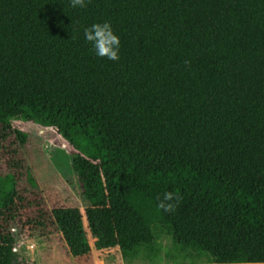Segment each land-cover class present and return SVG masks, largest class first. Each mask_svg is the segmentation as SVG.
Instances as JSON below:
<instances>
[{"label": "trees", "instance_id": "1", "mask_svg": "<svg viewBox=\"0 0 264 264\" xmlns=\"http://www.w3.org/2000/svg\"><path fill=\"white\" fill-rule=\"evenodd\" d=\"M110 23L120 59L84 30ZM64 149L87 202L49 206L30 136ZM183 199L173 213L157 197ZM264 262V0H0V264L66 257Z\"/></svg>", "mask_w": 264, "mask_h": 264}, {"label": "rangeland", "instance_id": "2", "mask_svg": "<svg viewBox=\"0 0 264 264\" xmlns=\"http://www.w3.org/2000/svg\"><path fill=\"white\" fill-rule=\"evenodd\" d=\"M26 156L39 190L49 206L81 209L87 206L72 169L71 156L64 149L52 147L33 133L28 142ZM153 232L159 250L156 257L142 254L136 259H124L115 250H105L93 252L86 259L75 260L60 252L53 236L46 240L35 238L21 242L15 251L20 261L25 264H213L204 256L193 259L179 257L165 230L155 226Z\"/></svg>", "mask_w": 264, "mask_h": 264}, {"label": "clouds", "instance_id": "3", "mask_svg": "<svg viewBox=\"0 0 264 264\" xmlns=\"http://www.w3.org/2000/svg\"><path fill=\"white\" fill-rule=\"evenodd\" d=\"M90 2L91 0H70L71 7L73 8H85ZM84 37L87 42L92 44L98 57H106L112 61L120 59V38L114 33L110 23L92 24L90 27L85 28ZM157 199L159 201L158 208L165 212L173 213L177 210L183 197L179 193L166 191L162 197L158 196ZM257 264H264V262H257Z\"/></svg>", "mask_w": 264, "mask_h": 264}]
</instances>
